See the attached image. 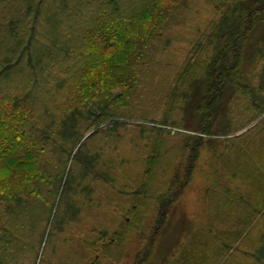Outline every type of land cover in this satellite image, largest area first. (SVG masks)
<instances>
[{
	"label": "rangeland",
	"instance_id": "374dc122",
	"mask_svg": "<svg viewBox=\"0 0 264 264\" xmlns=\"http://www.w3.org/2000/svg\"><path fill=\"white\" fill-rule=\"evenodd\" d=\"M123 15L115 17L114 23ZM220 18L213 0L178 1L170 23L162 32L156 30L165 39L157 35L153 40L155 61L147 80H141L136 99L125 106L108 105L124 115L84 123L91 127L69 144L64 173L74 185L65 191L56 185L48 190L51 179L41 185L45 172L39 179V193L29 194L23 182L18 186L22 189L18 190L23 200L18 203L21 216L6 215L1 207L8 230L19 226L17 238L7 244L8 264H197L193 256L206 252L203 247L211 243L207 228L212 226L214 234L224 239L238 233L232 249L217 250L232 256L230 264L252 261L247 248L255 247L264 236V111L252 105L254 100L260 108L264 97V58L258 57L264 45H257L264 35V20L247 36L236 64V76L254 89L246 90L242 82L237 88L226 86V101L222 110L218 105V117H207L211 127L204 123L202 130H195L203 114L198 105L209 81L203 69L212 63L218 47L214 39L203 48L197 45ZM109 26L115 25L110 22ZM70 33L73 41L82 43L79 28ZM39 48L37 44L35 50ZM192 58L200 62L190 70L194 77L179 80ZM64 81L70 88H51L53 103L47 105L42 98L43 109H57L56 118H51L59 129L72 116V105L80 108L82 102L76 96L68 98L84 88L80 74L73 73ZM219 88L221 103L224 89ZM119 90L117 86L112 93ZM189 93L192 99L186 97ZM106 95L99 91L91 99L94 110ZM78 150L86 152L89 160L95 156L91 170L87 156L75 162ZM156 153L158 162L147 174V160ZM81 182L85 190L77 187ZM172 188L181 191L170 202L165 191ZM199 224L205 232L199 243L188 239L180 244L184 234ZM208 253L206 264H220L214 252Z\"/></svg>",
	"mask_w": 264,
	"mask_h": 264
},
{
	"label": "trees",
	"instance_id": "16d2710c",
	"mask_svg": "<svg viewBox=\"0 0 264 264\" xmlns=\"http://www.w3.org/2000/svg\"><path fill=\"white\" fill-rule=\"evenodd\" d=\"M129 1L0 0V264H8L10 249L7 244L17 238L19 230V226L8 230L1 207L3 206L6 215L20 217L18 203L23 200L18 196V190H22L18 186L23 182L29 194L34 190L39 193V179L45 172L49 175L42 176L41 185L47 183V180L49 184L51 179L52 186L48 190L55 189V185L57 190L63 191L72 187L74 184L70 183L69 175L64 173L68 163L65 165V157L70 153L69 144H74V139L77 142L91 127H84V123L96 119L101 122L124 115L113 107L131 104L142 86L141 80H147L151 72L155 61L152 56L155 51L153 40L170 23L175 6L180 0ZM213 5L217 11L220 10L221 18L218 23H212L210 32L204 34L197 48H203L211 39H214L218 47L212 63L203 69V74L209 81L198 105L203 114L195 130H202L201 124L204 123L208 128L211 127L212 122L207 117H218V105L222 110L226 101V86L234 84L237 88L242 82L246 90L253 88L250 83L243 82L240 75L236 76V64L239 63L249 35L264 20V0H213ZM62 14L68 19V24L61 21ZM120 14L125 17L121 16L120 21L114 23L113 19ZM110 22L115 26L110 27ZM65 24L64 29L62 26ZM77 28L80 29L82 43L73 41L74 37L71 36L70 31ZM62 29L66 31L65 34ZM161 37L165 39L164 34ZM52 39L56 41L52 42ZM258 43L264 45V35L260 37L257 45ZM37 44H40L39 50H35ZM262 52H259V59L264 58ZM197 65L200 62L192 58L186 68H183L179 80H192L194 76H191L190 70L193 71ZM73 73L80 74L84 88L68 99L76 96V100L82 102L80 108L72 105V116L59 129L51 118L55 117L57 109H43V105L54 102L51 88H57L58 85L70 88L71 84L65 83L64 78L72 77ZM186 74L190 75L185 78ZM226 75L228 77L224 79ZM117 86L120 90L112 93ZM219 87L224 89L221 103H218ZM79 90L80 88L77 91ZM99 91H104L107 95L101 99L103 105L100 104L94 110L91 99L97 97ZM254 95L247 98L248 101ZM192 96L189 93L186 97L192 99ZM42 98L46 99L44 103ZM252 101L256 111H264V97L260 108L256 101ZM108 105L113 106L112 110H109L111 108ZM75 120L80 123L77 124ZM80 149H83L82 146ZM79 150L73 157L76 163L87 156L83 154L86 153L84 149L81 152ZM155 151L158 153V149ZM157 153L155 158L147 160V174L152 172V165L158 162ZM87 158L88 168L91 170L93 162H96L95 156L90 160L88 156ZM55 161L59 162L57 166L51 164ZM77 187L82 190L87 188L82 182ZM179 191L180 188L165 191L168 194L167 199L173 201ZM12 200L17 203L14 205ZM167 201L166 205L169 202ZM212 228H207L211 243H206L203 247L206 252L193 257L197 264H206L210 262L208 252H214V258H218L217 263L230 264L232 256L228 258V255L219 254L218 251L232 249L238 233H229L224 239L217 233L214 234L215 228L214 232ZM203 234L205 232L201 231L199 224L184 234V240L180 244L188 239L198 244V240L205 236ZM248 252L252 261L243 262L240 259L232 264H264V236L258 239L255 247L250 250L247 248L246 253ZM164 263H168V260L165 259Z\"/></svg>",
	"mask_w": 264,
	"mask_h": 264
}]
</instances>
